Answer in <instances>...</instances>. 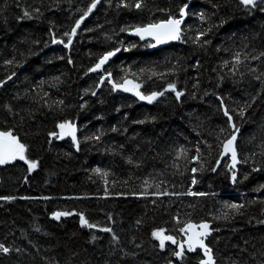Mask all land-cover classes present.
<instances>
[{
    "label": "trees",
    "instance_id": "1",
    "mask_svg": "<svg viewBox=\"0 0 264 264\" xmlns=\"http://www.w3.org/2000/svg\"><path fill=\"white\" fill-rule=\"evenodd\" d=\"M95 2L0 0V132L37 164H0V264H201L175 253L202 222L214 264H264V0ZM185 6L176 44L126 36ZM110 79L164 95L142 105ZM223 109L239 128L236 172L219 162L234 134ZM161 230L176 243L161 248Z\"/></svg>",
    "mask_w": 264,
    "mask_h": 264
},
{
    "label": "snow or ice",
    "instance_id": "2",
    "mask_svg": "<svg viewBox=\"0 0 264 264\" xmlns=\"http://www.w3.org/2000/svg\"><path fill=\"white\" fill-rule=\"evenodd\" d=\"M257 0H241V3H243L245 6H256ZM96 3H99V0H96L95 3L92 4V8L96 7ZM135 7L139 9L141 7V2H137L135 4ZM186 7V6H185ZM91 11V9H90ZM184 9H181V16H183ZM27 15V13H26ZM81 21H78L76 24V27L73 28L72 34L74 35L76 32V29L79 28ZM182 24L181 19H175V18H170L166 22L158 23V24H150L146 27H137L135 29V33L140 35L141 38L143 39L145 35L151 36L153 39L156 40V42L159 43H165L169 40H179L181 39V28L180 25ZM203 35V33H202ZM71 43V40L67 44H65V47H68ZM152 47H155V45H151ZM115 55V52H109L107 55L101 58L100 62L96 65L95 68L91 69L92 71H96L103 65L111 56ZM264 55V54H262ZM237 63H239V57H237ZM109 76L111 75L110 73L108 74ZM103 81H101L102 83ZM126 85H132V87H124V91H134V94L137 95L141 100H147L149 103H152L153 100L157 98V96H162L164 95L163 92H153L151 95H143L138 91L139 85L133 84L132 81L128 80L125 81ZM115 87V85H114ZM166 90H171L176 93L177 99L180 98V96L183 95L182 92L176 91L175 85L170 84L168 86V89ZM95 95V93H93ZM224 114L228 117V120L231 122L232 121V116L229 115V112L227 109L224 110ZM243 115V111H241V116ZM231 127L234 130V134L231 135V137L224 142L223 144V152L224 154H231V168H235L236 164L240 163L239 159L237 158V150L235 146V142L237 140V136L235 133L239 132V128L232 123ZM59 128L63 132L65 129H68L69 131L65 134L72 135L73 140L75 141V128L69 124V123H62L59 125ZM53 135H56L53 133ZM25 145L20 143L16 137L12 135V133L9 132H0V164H6L11 161H14L15 159L19 158L20 160H25L26 163L29 165V169H35L37 167V164L35 162H29L25 159ZM199 158V149H197V157L194 158L198 160ZM219 163V162H218ZM193 172L197 171V169H192ZM233 181H235L236 176L235 173H233L232 176ZM196 181L193 180V184H195ZM189 195H199L203 196L206 195L205 193H193L189 192ZM227 208L234 210V211H239L240 208L243 207L241 204H230L226 205ZM71 213L68 212H57L54 214V218L59 220L61 216H68ZM224 217L227 218V212L223 213ZM80 222L82 226H87L89 228L95 227V225L90 224L88 220L81 215L80 216ZM201 229V231H195L196 228ZM103 231H110V229L105 228ZM183 232H188L192 231L193 235L188 236V245L189 251L195 250L196 246L201 247L204 250L205 255H207L208 259L207 261H202L201 264H214L213 258L211 256V249L208 248L204 244V239H201V237L206 238L208 235L211 234L210 230V225L207 223H202L200 225H194L192 223H189L186 225L185 228L181 229ZM153 236L157 238L160 242V247L164 248L165 247V241H171L172 243H176V241L173 239L172 236L165 235L163 230L157 231L153 233ZM115 238V237H114ZM0 251L4 253H8L9 249L5 247L4 245L0 244ZM184 252V246L183 244L180 245V252L175 253L177 256H182Z\"/></svg>",
    "mask_w": 264,
    "mask_h": 264
},
{
    "label": "water",
    "instance_id": "3",
    "mask_svg": "<svg viewBox=\"0 0 264 264\" xmlns=\"http://www.w3.org/2000/svg\"><path fill=\"white\" fill-rule=\"evenodd\" d=\"M184 9V15L183 16H181L180 18H178V19H181L182 20V24L180 25V28H182V26H183V24H184V22H185V20H186V10L188 9V6H186V7H184L183 8ZM169 20V19H168ZM167 21V20H166ZM166 21H160V22H158V23H162V22H166ZM158 23H156V24H158ZM148 26V25H147ZM146 27V26H145ZM126 36H128V37H130V38H133V39H137V40H139L140 42H145V41H150V42H152L157 48H164V47H167V46H169V45H172V44H176L179 40H169V41H167V42H165V43H157L156 42V40L155 39H153L151 36H148V35H145L144 36V38L142 39L141 38V36L140 35H138V34H136L135 33V29H133V30H131V31H129V32H127L126 33ZM128 80H130V81H132L133 82V84H136L137 85V83L136 82H134L133 80H131V79H126V80H124V81H122L120 84H115L111 79L109 80V86L112 88V90H113V92L114 93H119V94H122V95H125V96H128V97H131L132 99H134L135 101H137L139 104H147V103H149L147 100H141L137 95H135L134 94V91H124V87H132V85H126L125 84V81H128ZM114 85H115V87H114ZM138 91L140 92V89L138 88ZM141 93V92H140ZM142 94V93H141ZM151 95V94H150ZM159 96H157V98H158ZM156 98V99H157ZM155 99V100H156ZM154 101V100H153ZM152 101V102H153ZM224 110L225 109H223V113H224ZM225 115V114H224ZM225 117H226V119L228 120V117L225 115ZM228 123H229V126H230V130L232 131V132H234V130H233V128L231 127V124L233 123L232 121L230 122L229 120H228ZM236 134V136H237V138H238V134L237 133H235ZM63 135V134H62ZM51 139L53 138L52 136L50 137ZM227 141V140H226ZM225 141V142H226ZM224 144V143H223ZM223 144H222V147H221V152H220V156H219V162L220 161H222V160H225V159H227L228 160V165H229V168L233 171V172H236V170H237V167H238V165H239V163L238 164H236V167L233 169V168H231L230 166H231V164H232V160H231V154L229 153V154H224V152H223ZM236 144H237V140H236V142H235V146H236ZM237 150V149H236ZM237 158H238V156H237ZM12 162V161H11ZM10 163V162H9ZM202 223H207V222H202ZM202 223H198V224H194V225H200V224H202ZM207 224H209V223H207ZM210 225V224H209ZM210 230H211V225H210ZM195 231H201V229H199L198 227L195 229ZM189 235H193V232L192 231H188V232H184V235H183V242H182V244H183V246H184V249L185 250H187V251H189L188 250V248H189V245H188V236ZM211 235V234H210ZM210 235H208L206 238H204V237H201V239H204V244L207 246V244H206V241H207V239L209 238V236ZM208 247V246H207ZM196 251H198L200 254H201V256H202V258H203V260L204 261H207V259H208V257H207V255H205V253H204V250L201 248V247H199V246H196L195 247V250H193V251H189V252H191V253H194V252H196Z\"/></svg>",
    "mask_w": 264,
    "mask_h": 264
},
{
    "label": "rangeland",
    "instance_id": "4",
    "mask_svg": "<svg viewBox=\"0 0 264 264\" xmlns=\"http://www.w3.org/2000/svg\"><path fill=\"white\" fill-rule=\"evenodd\" d=\"M65 130H66V129H65ZM65 130H64L63 132L61 131V134H64V133L68 132V131H65ZM68 135H69V134H65L64 136H61V137H65V136H68ZM70 136H71V135H70Z\"/></svg>",
    "mask_w": 264,
    "mask_h": 264
},
{
    "label": "bare ground",
    "instance_id": "5",
    "mask_svg": "<svg viewBox=\"0 0 264 264\" xmlns=\"http://www.w3.org/2000/svg\"><path fill=\"white\" fill-rule=\"evenodd\" d=\"M180 17H181V16H180ZM180 17H179V18H180ZM186 17H187V15H186ZM185 21H186V20H185ZM184 23H185V22H184ZM182 27H183V26H182ZM181 30H182V28H181ZM138 41H139V40H138ZM155 47H156V46H155ZM211 256H212V253H211Z\"/></svg>",
    "mask_w": 264,
    "mask_h": 264
},
{
    "label": "flooded vegetation",
    "instance_id": "6",
    "mask_svg": "<svg viewBox=\"0 0 264 264\" xmlns=\"http://www.w3.org/2000/svg\"><path fill=\"white\" fill-rule=\"evenodd\" d=\"M67 133V132H66ZM62 135V134H61ZM65 135V133L62 135V136H64ZM69 136V135H68ZM68 136H65V137H68Z\"/></svg>",
    "mask_w": 264,
    "mask_h": 264
}]
</instances>
